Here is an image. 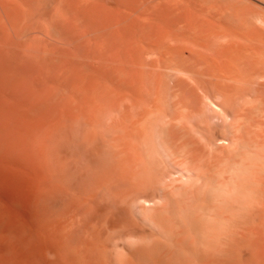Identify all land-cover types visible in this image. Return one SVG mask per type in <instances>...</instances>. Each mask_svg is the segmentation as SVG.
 Returning a JSON list of instances; mask_svg holds the SVG:
<instances>
[{
  "label": "bare ground",
  "instance_id": "6f19581e",
  "mask_svg": "<svg viewBox=\"0 0 264 264\" xmlns=\"http://www.w3.org/2000/svg\"><path fill=\"white\" fill-rule=\"evenodd\" d=\"M42 1L43 5L40 0L38 2L40 7H44L43 10L37 8L38 2H35L37 5L34 3L32 10H28L26 7L32 2L24 6L25 11L27 10L25 13L21 8L23 14L21 9L17 10L16 7L18 14L16 12L15 15L13 12L14 17L10 15L11 11L7 13L2 11L7 17L0 15V18H4V21L6 18V21L9 20L7 22L10 29L6 28L8 25L6 21L7 25L1 20L0 50L5 49L8 45L6 43L11 41L12 46H8L13 52L9 57L17 50L21 53L23 48L25 52L31 51L29 57L31 54L33 57L34 53L36 57L39 53L36 57L38 58L42 53L40 51H43L46 56L41 54L44 58L40 56V61L36 63L45 57L47 61H43L42 66L46 65V62L47 64L49 61L52 62L48 64V68L45 65L42 67L52 71L46 76L49 78L51 74L53 75L54 69L59 68L60 72V65L65 64L64 70L67 72L71 67L72 70L68 72H72L73 75L66 73L67 77L62 73L64 70L61 66V74L53 76L55 78L62 76L66 80L77 74L73 73L74 70L79 71V77L82 74L81 70L83 71L81 67L83 59L80 58L81 61L76 59L77 56L80 57L79 53L72 58L74 61L78 60L77 64L71 63L73 60L71 62L64 60L72 57L71 52L61 54L67 46L69 49L74 45L72 46L74 51L79 52V46L82 44L83 54L88 55L91 52L93 56L94 51L99 50L98 52L103 54L107 47H110V50L112 49L110 53L106 54L108 52L106 50L103 56L99 55L101 64L97 60L98 57L96 58L100 65L97 71L103 80L97 82L100 86H96L95 89L98 90L104 85L106 91L108 83L122 82L132 84L135 88H150L154 95L152 100H149L140 93H134V112L129 124L123 121L102 126L101 119L91 114L93 120L98 118L95 120L100 122L97 121L99 124L91 127V130L88 128L89 125L86 126L89 129L87 143L90 149L87 151L97 158L92 155L96 161V164L95 161H91L94 162V166H91L88 160L83 161L88 162V167L85 166L86 171L82 175L79 165H76L77 168L71 167L72 159L76 158L74 156L77 146L73 151L75 155L72 152L73 157L69 158L71 162L66 160V156L64 157L60 150L62 142L64 143L66 139L65 133L61 135L62 138L57 133L73 127L74 123L71 121L74 118L70 122L55 125L54 132L49 136L51 141L49 149L41 146L40 143L44 139H41L42 141L37 139V142L33 140L35 148L40 145L39 148L43 147L49 151L47 155H42L45 150L41 152L39 149V153L33 147L36 159L32 158L36 161L33 159L31 161L35 163L31 162L27 168L25 165V168L20 169L14 167L15 169L8 174H0V264H264V0ZM49 6H53L54 9L47 10L51 8ZM108 6H117L119 9L123 6H133L139 8L140 13L135 18L132 14L133 19L131 17L127 19L128 13L126 16L116 14L119 10L112 13L113 7L110 8L111 12L107 9ZM10 9H13L12 6ZM35 9L40 11L37 12ZM126 20L131 24L122 25L125 24L122 22H128ZM140 20L143 23L137 24ZM154 20L159 23L153 22ZM132 24L136 27H131ZM4 28L6 31L1 32ZM1 33H4V37ZM5 35L10 39L9 42H6ZM2 38H5V41L3 40L5 44H2ZM55 41L61 46L64 45L65 47L62 46L64 50L59 44L57 46ZM129 41L149 42L155 46L161 42L169 43L162 45L160 54L156 49L158 55L155 54V57L160 55L159 58L156 57L157 62L149 65L147 63L150 59L145 61L146 65H149L147 68L151 65L157 67L159 64L160 68H157L161 72L157 73L154 68L151 71L152 73L156 71V75L152 77L129 79L127 74L130 62L134 58L129 59L124 52L121 53L122 56L118 53L120 43L128 44ZM52 42L57 48L51 44ZM64 43H68L67 46ZM8 46L6 49H10ZM58 47L61 49L60 53ZM4 49L0 51V58L1 53L7 51ZM49 52H53L54 58L59 56L60 59H56L58 61L54 60L56 62L63 58L58 65L54 63L52 54L47 57ZM54 52L59 55L55 56L57 54ZM82 52L80 54L85 62L89 55L85 57ZM6 54L5 64L11 65ZM155 57L149 58L153 60ZM4 58L2 59L5 61ZM65 61L71 63L69 68ZM87 61L94 68L95 65L90 63L92 60ZM22 62L24 65L17 64L20 67L26 66L24 60ZM5 64L4 68H7ZM54 64L56 67H50ZM139 65L144 66V63ZM75 66H80L81 70L75 69ZM39 68L41 70V66ZM1 70L0 75L3 79L6 69L4 71L1 67ZM45 70L43 72L48 74V70ZM15 72L17 75H13L17 78L24 76L22 73L18 74L16 69ZM87 74L88 72L85 74L86 81L81 84L86 89L92 76ZM180 74H183L182 78ZM131 75L133 76V73ZM8 76L9 74L7 78ZM185 76L189 82L192 80L191 83L185 81ZM79 77L77 78L79 80L73 83L75 89L79 84ZM48 78L47 82L50 79ZM55 78V84L51 80L50 83L57 87L60 81ZM32 80L34 83L37 80L36 83L39 84V79ZM36 83L33 86H41ZM50 83L47 84L49 89L44 87L47 91L54 90ZM61 83L58 86H66L62 81ZM66 84L69 85V82ZM16 86L20 85H11L10 89L14 87V90H9L12 92L11 95L14 94L12 96L17 95L16 98H12L15 101L20 92ZM195 87H199L201 98L205 95L204 98L207 96L210 101L209 103L203 98L205 102L207 100V105H211L210 108H206L209 111L206 113L211 114L208 115L210 119H207L208 116L205 117L206 114L202 120L199 117L197 120L193 119L198 123L203 122L202 126L197 124L198 127L196 122L190 121L196 125L192 131L194 130V134L197 133L198 140H188L185 128L180 129L185 122L182 121L181 125L177 126L176 123L181 119L176 120L174 111L181 104L183 107L187 103L181 102L185 95L187 97L190 95L186 94L188 91L194 92L192 95L200 93L193 91L196 90ZM2 89L0 87V90ZM15 89L17 94L14 92ZM5 90L4 88L2 91ZM55 90L59 91L58 88ZM61 90L60 100L63 103L67 94L65 88ZM69 90L70 88L68 92ZM31 91L35 93L36 90ZM147 91L144 92L149 93ZM50 93L51 98L55 97L53 92ZM24 95L30 98L27 92ZM57 95L56 101L60 94ZM99 96L100 93L96 92V97ZM74 98L73 101L76 100V97ZM189 98L187 101L193 107L194 103L191 100L194 96L190 95ZM199 98L198 94L195 95L196 101ZM4 99L1 98V106L9 108L10 105L6 106ZM68 99L67 96V102H64L67 107L70 104ZM80 104L79 106H83L84 103ZM170 104L175 107L180 105L175 109L173 106L169 109ZM190 104H186V107ZM74 108L76 109L75 105ZM167 110L170 116L167 115L169 113ZM190 110L187 109L186 113ZM180 112L175 111L176 116L181 114ZM37 113L33 112L34 115ZM173 115L175 120L172 122ZM167 116L171 123L163 121V117ZM121 117L125 120V117ZM204 118L208 122L204 121ZM52 119L53 117L50 120ZM62 121L63 119L60 122ZM77 123L80 124L77 126L74 124L75 129H82L80 117ZM85 129H82L84 137L82 136L81 141L78 139L80 144H86V141L82 140L86 139L85 133L88 132ZM98 130L102 132L101 135ZM69 134L71 133L68 132L67 139ZM100 138L105 146V150L102 151L98 148L101 147ZM69 140L65 145H68ZM84 147L80 153H84L86 148ZM37 154L41 155L37 157ZM84 155L81 159L85 157ZM76 160L78 164V159ZM68 163L69 170H80L72 179L73 175L70 176V172L73 174L74 171L68 170ZM31 164L33 166L30 167ZM8 184L14 185L16 190L7 191L6 188L11 187Z\"/></svg>",
  "mask_w": 264,
  "mask_h": 264
},
{
  "label": "rangeland",
  "instance_id": "374dc122",
  "mask_svg": "<svg viewBox=\"0 0 264 264\" xmlns=\"http://www.w3.org/2000/svg\"><path fill=\"white\" fill-rule=\"evenodd\" d=\"M17 1V0H16ZM14 1V0H9V2L10 3H8V0H3V1H1L0 0V15H3V17L5 18V17H7L6 15H4L5 13H7L8 11L10 12L11 11V13H10V15H13V12L15 13V15H16V7H17V10L18 9H21V8H23L24 9V13L27 11H25V9L27 8L28 10H32L34 7L33 6H35V4L39 1V0H31L29 3L31 4L32 2V7H31V5H29V3H27V2H24V1H27V0H22V1ZM110 1V0H109ZM112 1V0H111ZM4 2V3H3ZM21 2H22V4H21ZM36 2V3H35ZM40 2L42 3L43 1L42 0H40ZM40 2H38V9H40V8H42L41 10H43L44 9V7L42 6V7H40ZM35 3V4H34ZM13 4V5H12ZM17 4V5H16ZM24 4V5H23ZM34 4V5H33ZM44 4V2L42 3V5ZM23 5V6H22ZM29 5V6H28ZM37 5V4H36ZM12 6V8L13 9H10V7ZM15 6V7H14ZM22 6V7H21ZM24 6H28V7H26V8H24ZM2 7V8H1ZM30 7V8H29ZM40 7V8H39ZM49 7H51V8H47V10L49 9H54L53 8V6H49ZM113 7V8H112ZM108 6L107 7V9L109 10V11H111V9L110 8H112L113 9V12L112 13H115V11L117 10H119L118 12H116V14H118V15H122V16H124V14H125V16H126V14H127V16H128V18L127 19H130L129 17H131V15L133 16V18H135L137 15H139V13H140V11L138 12V9H137V7H133V6H123V7H121L120 9L117 7V6ZM5 8H7V9H5ZM115 8V9H114ZM125 8H127V9H125ZM1 9H3V10H1ZM23 9H21V13L23 14ZM36 10L35 9V11H40V10ZM133 9V10H132ZM14 10V11H13ZM4 11H6L4 14H3V12ZM51 11V10H50ZM53 11V10H52ZM136 12H137V14H136ZM20 13V12H19ZM122 13V14H121ZM17 14H18V12H17ZM15 15H13L12 17H14ZM9 16V15H8ZM2 17V18H3ZM3 18V19H4ZM132 17H131V19H133ZM3 19H1L0 18V22H1V20H3ZM7 19V18H6ZM6 19H5V21H6ZM5 21L3 20L2 22H3V24H6L7 25V27L6 28H9L10 29V26H9V23L7 22V21H9V20H7L6 21V23H5ZM126 21H128V20H126ZM152 21V20H151ZM157 22V23H159V21H157V20H154L153 22ZM1 22V23H2ZM129 22L130 21H128L127 23L126 22H122V23H125V24H122L121 22V24L122 25H130L129 24ZM120 23H117L119 26H122ZM141 24V23H143V22H141V20L140 21H137V24ZM116 24V25H117ZM131 27H136V26H134V24H132L131 25ZM9 29H7L8 31H9ZM3 30H5L6 31V29L4 28V29H2L1 30V32L3 31ZM4 33H6L7 34V32H4ZM4 33L2 34L1 33V35H3L2 37H4ZM8 36V35H7ZM6 38V39H5ZM5 40H7L6 42H9V38L8 37H6V35H5ZM3 38H2V44L4 43V40ZM4 40V41H3ZM5 42V43H6ZM11 42V41H10ZM6 43V44H8L9 46H12L11 44H12V42L11 43ZM4 43V44H5ZM54 43H57L56 45L57 46H61V44H59V42H57V41H55ZM54 43L52 42L51 44L52 45H54ZM62 43V42H61ZM124 43H126V44H124ZM124 43H120V45H119V50H118V53L121 55V53H126L127 55H128V57H129V59H133L131 62H130V69H129V73L127 74V77L129 78V79H134L135 77H138V78H146V76H153V75H156L155 74V72L157 71V73H159V72H161V71H158L159 69L157 68V67H159V64L158 65H156L157 67H152V65L150 66V67H148L147 68V66H149L151 63H154V62H157V58L156 57H158L159 58V56H156L155 57V54H157L158 55V53H159V50H160V48L162 47V45L164 46V45H168L169 43H165V42H161V43H156L157 45L155 46L154 44H149V42L147 43V42H136V41H132V42H128V44H127V42H124ZM59 44V45H58ZM63 44V43H62ZM66 46H67V44L68 43H64ZM171 44V43H170ZM7 45V46H8ZM70 45V44H69ZM80 45V44H79ZM6 46V45H5ZM4 46V47H5ZM7 46H6V48H7ZM8 46V48H10ZM55 46V45H54ZM62 46H64V45H62ZM61 46V47H62ZM72 46H74V45H72ZM71 46V47H72ZM93 46H94V43H93ZM95 46H96V44H95ZM107 46H109V45H107ZM22 47V46H21ZM56 47V46H55ZM65 47V46H64ZM68 47V46H67ZM67 47H66V49H67ZM71 47H69V49H67L68 50V52H67V50L65 49H63V47L61 48V49H63L64 50V52L63 53H61V54H64L65 52H66V54H68V53H70L71 52V54L70 55H72V57L70 56V57H68V58H65L64 60H70V62H71V60H73L71 63H73L74 64V62H75V64H77L78 63V60H75L74 61V59H72V58H74V57H76L75 56V54H77V53H79V55H80V57L79 56H77L76 57V59H79V61H81V59H83V61L81 62V64L83 65V66H81V64H79L81 67H82V69H83V71L81 70V68H80V66L79 67H77V66H75V69L76 68H78V70H79V68H80V70H81V73L82 74H80L81 76L79 77V71H77V70H74V68H73V73H77L75 76H73V78H71V79H69V78H67L66 80H65V78L63 79V77L61 76V77H59V76H56V78H55V76H53V75H55V74H58V75H60L61 74V71H62V67L61 66H63V70L66 68V65H65V67H64V65L62 64V62L60 63V64H62V65H60V72H59V68L58 69H54L55 71L53 72L54 74L52 75L51 74V76H53L55 79H57L58 78V81H60V82H58L57 83V87L55 86V85H53V84H55V80H54V78L53 77H47L46 75H49V73H50V71L51 70H49V69H47L49 66H48V64L49 63H52V62H50L49 60V63L47 64V62H46V67L47 68H45V69H42V67L44 68L45 66L43 65L42 66V64L41 63H44L43 61H47V60H45L46 59V57H45V59L43 60L42 58H44V56H46L44 53H43V51H40V52H42L41 54H43V55H41L40 54V56H42V61L41 62H39L40 63V65H39V63H36V61H40V56L38 57V58H36L37 56H38V54H36V57H35V53H34V56L33 57H31L32 56V54H31V58L29 57V53L31 52V51H23V50H25L24 48L23 49H21V53H20V51L19 50H17L14 54H12L13 56H11L10 55V57H9V54H11L13 51H12V49L10 48V49H4V50H7V51H3L2 53H1V57L2 58H4L5 57V54L6 55H8L7 56V59L8 58H10V59H8V63H11V65L9 64V65H6L5 63H7L6 62V57L4 58L5 59V61L2 59V58H0V61L1 60H3V61H1L0 62V74H2L1 72H2V70H1V67H3V70L5 71V69H6V77L3 75V79H2V76L0 75V87H1V89L3 88H5L6 90V92L4 91H2V90H0V107H1V109H0V174L1 175H4V174H8L12 169H15L16 167L18 168V169H20V168H25L24 167V165L26 166V168L29 166L28 164H30L32 161V159L33 160H35L36 158H35V152H33V149L35 148L34 146H35V141L37 140V139H44L40 144H41V146H46V150H47V148L49 149L50 147H51V143L49 144V142H51L50 141V135H52V132H54V128H55V125H57L58 123H63V122H65V123H67V122H70L73 118H74V120L73 121H71V122H73L76 126L78 125V124H80V123H77L78 121H79V117L81 118V124H83V127H82V129H85V130H87L88 128H90V130L92 129L91 127H93V126H96L97 124H99V122L101 121L102 123H101V125L102 126H105V125H111V124H118V123H122L123 121H125L124 123L125 124H129L130 122H131V120H132V118H133V112H134V98H133V95H134V93L135 92H137V93H140V95H143V96H145V97H148L149 98V100H152V98H153V92L151 91L150 92V88L148 89V88H146V87H139V88H135V86H132V84H125V83H113V84H109L108 83V85H106V91L104 90V85H103V87H101L100 89H95V87L96 86H100V85H98V83L97 82H99L100 80H103V78H101V76L98 74V71H97V69H98V67L100 66V65H98V62H99V64H101L100 63V61H102V60H100L101 59V57L99 56V55H104V53H105V51L107 52L106 54H108V53H110L111 52V50H110V47L108 48L107 47V49L103 52V54L102 53H99L98 51L99 50H96V51H94V56H93V54H91V52H89L88 53V55H84L83 54V50H82V44H81V46H79V52H76V51H74V49H73V47L71 48ZM98 49H99V47H100V44H98ZM145 47V48H144ZM1 48H2V45H1ZM57 48V47H56ZM59 49H60V47H58ZM71 48V49H70ZM105 48H106V46H105ZM3 49H1V50H3ZM61 49L60 50H58L59 51V53H60V51H61ZM73 49V52L71 51ZM158 51H157V50ZM0 50V51H1ZM148 50H150V52L148 51ZM153 50H155V52L153 51ZM158 53H157V52ZM25 53V55H23L24 53ZM80 52H82V54L85 56V57H89V58H85L86 59V61L85 62H87L86 64H85V62H84V58H82L81 57V54H80ZM45 53H47V52H45ZM53 53V52H52ZM51 52H49V55H47V57H50V55L52 54ZM55 54H57L56 52H54ZM93 53V52H92ZM60 54V55H61ZM152 54V55H151ZM160 54V53H159ZM53 55V57H52V59L54 58V54H52ZM59 54H57V55H55V56H58ZM74 55V56H73ZM90 55H92V56H90ZM151 55V56H150ZM23 56V57H22ZM26 58H25V57ZM63 56V55H62ZM62 56H60V57H62ZM66 55H64V57H65ZM69 56V55H68ZM83 56V57H84ZM122 56V55H121ZM98 57V58H97ZM149 57H155L153 60L151 59V58H149ZM20 58H21V60L23 61L24 60V62L25 61H27V59L28 60H30L29 62L27 61V62H25V65L26 66H22L21 65V67L18 65V64H23L24 65V63L20 60ZM57 58H59V56L58 57H56V58H54L53 59V61L54 60H56ZM70 58V59H69ZM81 58V59H80ZM96 58H97V60H98V62H96ZM136 58V59H135ZM148 58V59H147ZM11 59H12V62H11ZM48 59V58H47ZM52 59H51V61H52ZM60 59V58H59ZM63 58H61V60H62ZM150 59V60H149ZM20 60V61H19ZM60 60V61H61ZM63 60V61H64ZM87 60H92V61H90V63H93V65H95L94 66V68H95V70H94V68L92 67V64L91 65H89L88 64V61ZM149 60V63H147V64H149V65H146V62ZM154 60H156V61H154ZM56 61H58V60H56ZM56 61H54V63L56 62ZM59 61V62H60ZM146 61V62H145ZM153 61V62H152ZM3 62V63H2ZM22 62V63H21ZM59 62H56V64L58 63L59 64ZM68 61H65L64 63H67ZM77 62V63H76ZM13 63V64H12ZM18 63V64H17ZM33 63H35V65L37 64V68L34 66V64ZM69 63V62H68ZM67 63V67L69 68L70 66V64H68ZM80 63V62H79ZM97 63V64H96ZM139 63L141 64H143L144 63V66H142V65H139ZM4 64H5V67H7V68H4ZM56 64H54V65H51L50 67H56L55 65ZM57 64V65H58ZM84 64H85V71H84ZM32 66V67H31ZM41 66V70H40V67ZM88 66H91V68H89ZM146 66V67H145ZM26 67V68H25ZM136 67V68H135ZM34 68H36V69H34ZM71 68V67H70ZM70 68H69V70L67 69V72L64 70V72H62L63 74L65 73V75H66V73H70V72H68V71H71L70 70ZM146 68V69H145ZM155 68V70L156 71H154L153 73H152V71L151 70H153ZM160 68V67H159ZM163 68V67H162ZM15 69H16V71H18V74H20L21 75V73H22V75H30V76H21V78L19 77V78H17L15 75H17V73L15 72ZM22 69V70H21ZM29 69V70H28ZM31 69V70H30ZM51 69V68H50ZM52 69V70H53ZM93 71H92V70ZM25 70V71H24ZM43 70H45V71H47V73L48 74H46V72H43ZM138 70V71H137ZM164 70V69H163ZM12 71H14L13 73H12ZM20 71H22V72H20ZM29 71V72H28ZM36 71V72H35ZM56 71H58V73H56ZM77 71V72H76ZM88 72V74L89 75H92L90 78L92 79H89V83H88V85H86L87 86V88L88 89H86V87H83L81 84L83 83V82H85L86 81V76H85V74ZM142 72V74L141 75H139V73H137V72ZM164 71H166V70H164ZM27 74H26V73ZM96 72V73H95ZM34 73V74H33ZM51 73H52V71H51ZM93 73V74H92ZM133 73V76L131 75ZM145 73H146V75H145ZM151 73H152V75H151ZM163 73V72H162ZM7 74H9V76H8V78H9V80H8V78H7ZM13 74H15V75H13ZM34 75V77H33V75ZM43 74V75H42ZM62 74V75H63ZM68 74L66 75L67 77H68ZM71 74V76L73 75L72 74V72L70 73ZM69 74V75H70ZM87 74V75H88ZM134 74H135V76H134ZM144 74V75H143ZM143 75V76H142ZM181 75V78L183 77V74H180ZM179 75V76H180ZM186 75V74H185ZM32 76V77H31ZM42 76H44L43 78H41ZM64 76V75H63ZM65 76V77H66ZM70 76V77H71ZM85 76V77H84ZM140 76V77H139ZM187 76H189V75H187ZM80 78V81H79V84H77L76 85V89H75V87H74V82H76V80H77V78ZM89 77V76H88ZM6 78V79H5ZM31 78V79H30ZM36 78L37 79H39L38 81H39V84L38 83H36L37 82V80H36ZM47 78L49 79L48 80V82L50 83L51 81H54L53 82V84H51L50 86H51V88H52V86H54L53 87V89L54 90H52L51 88V91L49 90V91H47V89H44V87H46V88H48L47 87V84H49L48 82H47ZM53 78V79H52ZM184 78H186V76L184 77ZM19 79H20V81H19ZM26 79H29V80H32V79H34V80H36L35 81V83H36V85H40L41 84V86H33V84H35L34 83V81L32 80V81H26ZM41 79V80H40ZM43 79V80H42ZM188 78H186L185 79V81L187 82H189V79L187 80ZM3 80V81H2ZM16 80V81H15ZM22 80H23V82H22ZM51 80V81H50ZM71 80V81H70ZM79 80V79H78ZM77 80V81H78ZM84 80V81H83ZM17 81H19V83L17 82ZM43 81H45L44 83H43ZM61 81L66 85V86H58V85H60L59 83H61ZM69 82V85H67L66 84V82ZM91 81V82H90ZM191 81L192 80H190V82L189 83H191ZM6 83V84H4V83ZM11 82H12V84H11ZM26 82H29V83H26ZM31 82V83H30ZM93 82V83H92ZM12 86H14V85H16V84H18V85H20L19 87H17L16 86V88H19V95H18V98L16 99V101L15 100H13L14 98H16L17 97V95L16 96H12V95H14V94H12L11 95V93L9 92V90H11L10 88V86L11 85ZM43 84V85H42ZM94 84V85H93ZM118 84V85H117ZM186 84H188V83H186ZM193 84V83H192ZM9 85V86H8ZM32 85V86H31ZM44 85H46V86H44ZM61 85H62V83H61ZM84 85V84H83ZM91 87H90V86ZM101 85V86H102ZM190 85V84H189ZM3 86H5V87H3ZM193 86V85H192ZM21 87V88H20ZM64 89L65 88V93L67 94V96H68V98L70 99V101H68V103L70 102V104H69V106L67 107L65 104H64V102H67V96H66V98H64L65 100L63 101V103H61V98H62V96H61V93H59V91H62L61 89ZM67 87V88H66ZM82 87V88H81ZM114 87V88H113ZM120 87V88H119ZM55 88L57 89L58 88V90L59 91H56L55 90ZM70 88V90H69V92H68V89ZM79 88H81L82 90H81V92H80V90H79ZM85 88V89H84ZM144 88H145V90H144ZM196 88V90H193V91H195V92H199L200 90L198 89L199 87H195ZM21 89V90H20ZM24 89V90H23ZM36 90L35 91V93L33 92V91H31V90ZM49 89V88H48ZM115 89V90H114ZM201 89V88H200ZM14 90V87H12V90L11 91H13ZM77 90L80 92H78L77 93ZM148 90V91H147ZM22 91V92H21ZM54 91L56 92V93H54ZM68 93H67V92ZM74 91H76V92H74ZM144 91H147V92H149V93H145ZM203 91V90H202ZM15 93L17 92V89H15V91H14ZM13 92V93H14ZM25 92H27V95L30 97L29 99H28V97H24L25 95ZM37 92V93H36ZM50 92H53V95H55V97L53 96L52 98H51V94L52 93H50ZM70 92H71V95H69L70 94ZM85 92H87V93H85ZM96 92H98V93H100V96L99 97H96ZM187 92V91H186ZM20 93H22V94H20ZM57 93L58 94H60L59 95V99L56 101V97L58 96L57 95ZM185 93V92H184ZM183 93V94H184ZM194 92H192V93H190L189 91L186 93V94H190L191 96H194V100H195V95H199L200 96V98H199V100L198 101H193V99L191 100L194 104L192 105L193 107H191V104H190V102H188L187 101V98L190 100V95L187 97V95H185V97L182 99L183 100V102H181V103H185V101L187 102L186 104H190V105H188L187 107H186V104H184L183 105V107L180 105V104H178V105H180V106H176L177 107V110H175V111H179L180 112V110L182 111V112H180L181 114H179V113H177V114H179L178 116H179V118H178V116H176V113H175V111H174V114H175V117H176V120L178 121L179 119H181V121L179 120L176 124H177V126L178 125H181V123L180 122H185V123H183V125H181V127H180V129L182 128V130H184V128H185V130H184V132H185V134H186V136H187V138H188V140H198V137H196V136H198L197 135V133L196 134H194V130L192 131V129H193V126H194V122H196L195 120H193V119H196V118H202V117H204V115H205V117L206 116H210V114H208L209 113V111L206 109L207 107H211V105H207V96L204 98V96L205 95H203V98L204 99H207L206 100V102L204 101V99L203 98H201V96L202 95H200L201 94V91H200V93H196V94H194V95H192ZM204 93V92H203ZM202 93V94H203ZM17 94V93H16ZM40 94V95H39ZM41 94H44V95H41ZM65 94V95H66ZM78 94V95H77ZM147 94H148V96H147ZM3 95H5V96H3ZM38 95H39V97H38ZM49 97H48V96ZM76 95V96H75ZM20 96V97H19ZM21 96H22V98H21ZM41 96V97H40ZM85 96V97H84ZM7 97V98H6ZM64 97V96H63ZM74 97H76V100L75 101H77V103L78 104H76V102L75 101H73L72 99H75ZM90 97V98H89ZM187 97V98H186ZM1 98H5L4 99V101L6 100V106H9V108H7V107H5V105H2L1 106V101L3 100H1ZM13 98V99H12ZM23 98L25 99V98H27V99H25V100H23ZM33 100H32V99ZM20 99V100H19ZM68 99V100H69ZM197 99H198V97H197ZM13 100V102H11ZM60 100V101H59ZM71 100H72V102H71ZM128 102H127V101ZM32 101V102H31ZM47 101V102H46ZM201 103H200V102ZM204 103H203V102ZM24 102V103H23ZM26 102V103H25ZM56 102V103H55ZM74 102H75V104H74ZM208 102L210 103V101L208 100ZM4 103V102H3ZM46 103H47V107H45V105H46ZM49 103V104H48ZM82 104V103H84L83 104V106H79V104ZM5 104V103H4ZM22 104V105H21ZM26 104V105H25ZM38 104V105H37ZM43 104H45V105H43ZM59 105V106H55V105ZM75 105V107H76V109L74 108V105ZM80 104V105H81ZM105 104V105H104ZM198 104H200V106L198 105ZM171 105V104H170ZM204 105V106H203ZM87 106V107H86ZM169 106V105H168ZM173 106V107H172ZM40 107H45V109H42V108H40ZM66 109H65V108ZM91 107H92V109H91ZM173 108V109H175L176 107L172 104L171 106H169L168 108L170 109V108ZM181 109H180V108ZM4 108H5V110H4ZM68 108V109H67ZM90 108V109H89ZM97 108V109H96ZM167 108V109H168ZM185 108H187V109H192V110H190V111H188V113H186L187 112V109H185ZM20 109V110H19ZM25 109V110H24ZM32 109H33V111H32ZM36 109V110H35ZM40 109V110H39ZM42 109V110H41ZM62 109H64V110H62ZM179 109V110H178ZM201 109V110H200ZM90 110H92V111H90ZM96 111V113H94L95 111ZM110 110V111H109ZM184 110H185V112H184ZM200 110V111H199ZM207 110V111H206ZM210 110V109H209ZM87 113H86V112ZM94 111V112H93ZM109 111V112H108ZM117 111V112H116ZM119 111V112H118ZM201 111H203V112H201ZM13 112H14V114H13ZM23 112V113H22ZM33 112H34V114H36L37 112V115H38V117H37V115H34L33 114ZM58 112H59V115H58ZM63 112H66V113H63ZM80 112H81V114H80ZM93 112V113H92ZM111 112V113H110ZM169 112V110H167V113ZM197 112H201V114L200 113H197ZM206 112H208V113H206ZM24 113H26V114H24ZM30 113V114H29ZM46 113V114H45ZM117 113H118V115H117ZM166 113V114H167ZM171 113H172V111H171ZM184 113H186V115H183ZM192 113V114H191ZM196 113V114H195ZM13 114V115H12ZM23 114H24V117H23ZM79 114H80V116H79ZM91 114H93V116L94 117H99L101 120L99 121V120H95V119H98V118H95L94 120H93V117L91 116ZM119 114H121V115H119ZM125 114V115H124ZM191 116H190V115ZM195 114V115H194ZM201 115V117L200 116H198V115ZM31 115V116H30ZM32 115H34V116H32ZM50 115V116H49ZM82 115H84V116H82ZM168 116H170L171 114H170V112L167 114ZM15 116H17L16 117V119H15ZM19 116V117H18ZM22 116V117H21ZM66 116H67V118H66ZM109 116V117H108ZM121 116H123V117H125V120H122V119H124V118H120ZM168 116L166 117V118H164L163 117V121L164 122H166V123H169L170 121H168ZM196 116V117H195ZM209 116H208V118L207 119H210L209 118ZM26 117H27V121H26ZM31 117V118H30ZM34 117V118H33ZM51 117H53V119L52 120H50L51 119ZM78 117V119H76ZM128 117V118H127ZM174 115H173V118L171 117V119H173L172 120V122L175 120L174 118ZM184 119H183V118ZM194 117V118H193ZM20 118H22V119H20ZM24 118V119H23ZM36 118V119H35ZM63 119V121L62 122H60L62 119ZM66 118V119H65ZM84 118V119H83ZM119 118H120V120H119ZM186 118V119H185ZM198 118V119H199ZM61 119V120H60ZM170 119V118H169ZM206 118H204L203 120L204 121H207L208 122V120H205ZM29 120H30V122H29ZM35 120V121H34ZM78 120V121H77ZM93 120V121H92ZM128 120V121H127ZM197 120V119H196ZM202 120V119H201ZM39 121V122H38ZM89 121H92L91 123L89 122ZM97 121H99V122H97ZM188 121V122H187ZM193 122V123H191V122ZM210 121V120H209ZM33 122V123H32ZM35 122V123H34ZM94 122V123H93ZM21 123V124H20ZM37 123H41V124H37ZM43 123V124H42ZM47 123V124H46ZM53 124V125H49V124ZM171 123V122H170ZM179 123V124H178ZM191 123V124H190ZM203 123V122H202ZM202 123H201V121H200V123H198V121L195 123L196 125L198 124V125H201L202 126ZM35 124V125H34ZM74 124H72V126L73 127H71L70 126V128L68 129H63V130H60V131H58L57 133H58V135L59 136H61V135H64V133H65V137H66V139H65V141H64V143L62 142V145H61V147H60V150H61V154L62 155H64V157L66 158V160L68 159L70 162H71V159H69V158H72L73 156H71V154H72V152L74 151V149H75V147L77 146V148H76V150H75V153H76V155H75V153L73 152V155H75L74 157H76L77 159H78V164H76V162H75V160H76V158H74V159H72L73 161L71 162L72 164H71V167L73 168L74 166L76 167V165H79V167L78 168H80V170H81V175H82V173L84 172V171H86V170H84L86 167H88L87 165V163L85 162V163H83V161H86V160H88L89 162H91V161H95V158H93V156L95 157L96 155H91V153L89 154V145H88V143H87V137H88V133H89V129L87 130L88 132L87 133H85L86 135H85V138L86 139H82V140H85L86 141V144H83V146L81 147V145L82 144H80L81 142V138H82V136L84 137V132H82L83 130L82 129H75L76 127H74ZM94 124V125H93ZM193 124V125H192ZM206 124H208V123H206ZM206 124H204L205 126H206ZM37 125V126H36ZM49 125V126H48ZM88 125H89V127H88ZM191 125V126H190ZM195 125V126H196ZM197 125V126H198ZM25 126V127H24ZM82 126V125H81ZM80 126V127H81ZM88 128H87V127ZM185 126V127H184ZM194 126V127H195ZM34 127V128H33ZM61 127V125L59 126V128ZM192 127V128H191ZM199 127V126H198ZM47 128V129H46ZM73 128V129H72ZM190 128V129H189ZM197 128V127H196ZM38 129V130H37ZM73 131H72V130ZM98 129V128H97ZM46 130V131H45ZM48 130V131H47ZM66 130V131H65ZM71 132H70V131ZM74 130H75V132H74ZM78 130V131H77ZM84 130V131H85ZM99 130H100V128H99ZM99 130H98V132H99ZM182 130H180V133H181V131ZM37 131V132H36ZM42 131V132H41ZM50 131V132H49ZM80 131V132H79ZM190 131V132H189ZM195 131H196V129H195ZM41 132V133H40ZM43 132H45V133H43ZM50 134H49V133ZM68 132L69 133H71V135H72V137H71V135L69 134V139H67L68 137H67V135H68ZM79 132V133H78ZM86 132V131H85ZM183 131H182V134L184 133ZM193 132V133H192ZM11 133V134H10ZM75 133H77L76 135H75ZM100 133V135L102 134V132L100 131L99 132ZM189 133H190V135H189ZM39 134V135H38ZM42 134V135H41ZM43 134H44V138H42L43 137ZM196 137H193V135ZM35 135V136H34ZM80 135V136H79ZM99 135V137H101ZM184 135V134H183ZM192 135V136H191ZM24 136V137H23ZM29 136H30V139H29ZM38 137V138H35V137ZM32 137V138H31ZM193 137V138H192ZM61 138H62V136H61ZM186 138V139H187ZM78 139H80V141H78ZM25 140V141H24ZM33 140H35V141H33ZM40 140H38V141H40ZM67 140H69L68 141V145H65V144H67V143H65ZM30 141H33V143L32 142H30ZM85 141H84V143H85ZM102 140H101V138L99 139V145L102 147H98L99 148V150L100 151H102V150H105V146L102 144V142H101ZM37 142V141H36ZM79 142V143H78ZM11 143V144H10ZM31 143V144H30ZM39 143H36V145L37 144H39ZM78 143V144H77ZM26 145V146H25ZM64 145V146H63ZM86 145V146H85ZM98 145V144H97ZM98 145V146H99ZM81 147V149H79L80 147ZM86 148H85V147ZM34 147V148H33ZM40 147V145L38 146H36V148L34 149L35 151L37 150V152H39V151H41L42 152V150H45L43 147H41V148H39ZM63 147H64V149H63ZM85 148V150H84V153H80V150L82 151L83 149L82 148ZM27 148V149H26ZM29 148V149H28ZM40 149V150H39ZM87 149H89L88 151H87ZM25 150V151H24ZM39 150V151H38ZM45 150V153L44 152H42L43 154L42 155H47V153L49 152H47ZM63 151V152H62ZM87 152V153H86ZM91 152V151H90ZM105 152V151H104ZM104 152H102L103 154H104ZM23 153H25L24 155H22ZM40 153V152H39ZM8 154V155H7ZM14 154V155H13ZM18 154V155H17ZM27 154H29V156L27 155ZM78 154V155H77ZM84 154H86V155H84ZM87 154H89L88 156H87ZM21 155V156H20ZM38 155H41V154H37V157H38ZM71 157H70V156ZM82 155H84L85 157L83 158V159H81L82 158ZM81 156V157H80ZM86 156H87V158H86ZM90 156H92V157H90ZM16 159H15V158ZM24 157V158H23ZM26 157V158H25ZM32 157H34V158H32ZM45 157V156H44ZM14 158V159H13ZM96 158H97V156H96ZM19 159V160H18ZM46 159V158H45ZM12 160L14 161V162H12ZM19 161H21V163L19 162ZM26 163H24V162ZM36 161V160H35ZM46 161V160H45ZM77 161V160H76ZM6 163V164H5ZM17 163V164H16ZM22 163H24V164H22ZM33 163H35V162H32V164ZM30 165V167L31 166H33V165ZM95 164H96V161H95ZM94 164V162H91V166L93 165H95ZM28 165V166H27ZM89 165H90V163H89ZM86 166V167H85ZM15 167V168H14ZM68 170L70 169V166H69V163H68ZM74 167V168H75ZM11 168V169H10ZM77 168V167H76ZM74 171V172H72L73 174H71V172H70V176H72L71 177V179L72 178H74V177H76V175L75 174H77L78 173V170L79 169H76L77 170V172H76V170L75 169H71V170H69V171ZM79 170V171H80ZM2 171V172H1ZM75 175V176H74ZM78 175V174H77ZM75 180H76V178H75ZM72 182V181H71ZM73 183H75V182H73ZM8 185H11V187H8V188H6L7 189V191H10V192H13V191H15L16 190V188L14 187V185H12V184H8Z\"/></svg>",
  "mask_w": 264,
  "mask_h": 264
}]
</instances>
